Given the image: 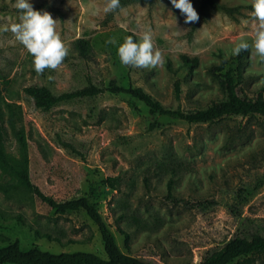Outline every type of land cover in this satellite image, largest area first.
Returning <instances> with one entry per match:
<instances>
[{"label": "rangeland", "instance_id": "rangeland-1", "mask_svg": "<svg viewBox=\"0 0 264 264\" xmlns=\"http://www.w3.org/2000/svg\"><path fill=\"white\" fill-rule=\"evenodd\" d=\"M15 2L0 0V25L17 17ZM29 2L57 20L56 30L69 48L75 39L85 38L94 53L90 62L73 56L41 75L13 34L0 33L3 148L13 164H21L16 133L24 129L33 184L57 201L93 194L119 247L157 264H196L232 237L264 226V119L230 117L187 124L153 117L140 101L110 92L43 111L23 93L31 84H46L60 94L89 81L106 87L115 78L119 85L144 88L167 107L204 108L225 98L207 67L219 63L216 55L223 52L228 61L223 72L236 70L232 48L242 37L252 40V24L242 22L250 20L251 0H213L217 6L190 0L199 15V21L190 24L170 0L136 1L107 14V0ZM220 7L237 11L227 13ZM147 26L154 47L164 56L163 66H124L119 45L129 32L139 38ZM183 54L199 60L192 73L179 70ZM236 75L243 95L264 93V61L251 50ZM177 79L179 99L174 95ZM4 101L16 108L10 111ZM153 118L157 125L149 129ZM108 177H117V188L106 185ZM0 185L8 190L0 189V246L18 239L24 247L104 256L99 230L84 212L55 213L1 169ZM120 231L129 234L128 249Z\"/></svg>", "mask_w": 264, "mask_h": 264}, {"label": "trees", "instance_id": "trees-1", "mask_svg": "<svg viewBox=\"0 0 264 264\" xmlns=\"http://www.w3.org/2000/svg\"><path fill=\"white\" fill-rule=\"evenodd\" d=\"M136 1L151 2L152 0H120V4L122 7ZM203 4L204 6H217L213 0H203ZM220 8L227 13L237 11L236 8ZM130 35L133 36L134 40L138 39L135 34L129 32L127 36ZM70 53L71 55H68L65 61L74 56L80 60L90 62L94 56L91 43L85 38L75 39L71 43ZM247 54L248 52H242L239 56L232 57L237 63L236 70L229 67V69L223 72L225 64L228 61L223 52L217 53L216 56L219 63L214 62L209 65L207 71L218 81L222 91L225 93V98L211 102L206 107L195 110L167 107L144 88L132 85H119L115 78L111 79L106 87H99L89 81L82 88L60 94H54L46 84H31L23 88V93L32 100L36 108L43 111L50 110L58 103L94 97L105 92H110L113 94H126L140 101L153 117L159 116L180 120L187 124H210L230 117L257 116L264 119V93L260 91L253 97H249L239 91L238 86L241 79L236 75V72H238ZM180 59L179 70L192 73L199 65L197 57H189L183 54L180 56ZM166 67L170 71L173 70L170 61L166 62ZM180 94L181 82L177 79L174 83L175 98L179 99ZM4 103L10 111L16 108V105L13 103L6 101ZM2 118L3 114L0 108V169L3 172L13 174L17 178L20 187L31 192L38 200L54 210L55 213L65 215L77 211L84 212L99 230L104 256L87 250L52 252L42 249L37 245L24 247L18 239H15L0 246V264H157L134 256L129 252H124L119 247L109 224L105 222L100 213V203L94 199L93 194L74 196L67 200L57 201L53 197L44 194L37 185L33 184L29 176V155L25 131L22 128L16 133L18 143L23 152L22 163L16 165L8 159L4 152L6 130L3 127ZM156 125V119H151L149 129L155 128ZM65 144L73 150L71 144ZM117 181V177H108L105 183L111 189H115L117 188ZM172 183L173 180L169 179L168 192L171 191ZM0 189L8 191L1 185ZM245 192L246 194L249 193L248 191ZM120 232L125 237V245L128 249L127 241L129 240V234L124 231ZM45 238L51 239L49 235H46ZM54 241H58V239H54ZM196 264H264V226L250 230L247 234L232 237Z\"/></svg>", "mask_w": 264, "mask_h": 264}, {"label": "clouds", "instance_id": "clouds-1", "mask_svg": "<svg viewBox=\"0 0 264 264\" xmlns=\"http://www.w3.org/2000/svg\"><path fill=\"white\" fill-rule=\"evenodd\" d=\"M170 3L185 17V24L199 21V15L190 0H170ZM13 7L17 9L18 15L15 19L6 18L8 22L0 25V33L13 34L15 40L32 56V65L37 74L42 75L46 69H58L68 57L70 48L56 30L57 20L47 11L34 10L29 0H16ZM118 9H121L120 0H107L103 11L107 14ZM242 22L252 24L253 37L251 42L242 37L232 48V55L239 56L251 50L264 61V0H251L250 20ZM109 43L115 41L110 40ZM117 54L124 66L132 68L154 69L165 62L162 52L154 47L150 26L145 27L138 39L134 40L131 35L125 37Z\"/></svg>", "mask_w": 264, "mask_h": 264}]
</instances>
